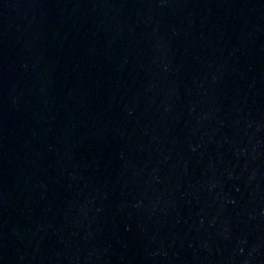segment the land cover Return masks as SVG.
I'll use <instances>...</instances> for the list:
<instances>
[{"label": "water", "instance_id": "1", "mask_svg": "<svg viewBox=\"0 0 264 264\" xmlns=\"http://www.w3.org/2000/svg\"><path fill=\"white\" fill-rule=\"evenodd\" d=\"M0 264H264V0H0Z\"/></svg>", "mask_w": 264, "mask_h": 264}]
</instances>
